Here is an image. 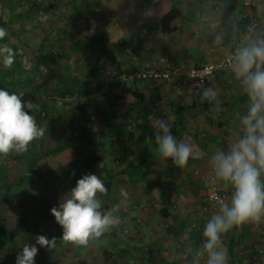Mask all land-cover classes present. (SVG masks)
Masks as SVG:
<instances>
[{
    "label": "crops",
    "instance_id": "crops-1",
    "mask_svg": "<svg viewBox=\"0 0 264 264\" xmlns=\"http://www.w3.org/2000/svg\"><path fill=\"white\" fill-rule=\"evenodd\" d=\"M98 5L96 9L101 12L99 17L101 23L96 32L102 33L103 37L107 36V43L110 42L112 47L106 46V41L103 42V39H98L97 33H95L90 39H86L87 44H99L104 47L101 51L87 48L86 54H91L92 59L102 63V69L105 66L111 67L112 64L107 65L111 60L124 72L129 70V64L134 60L128 54V56L126 55L127 49H131L136 58H139L136 61L139 66L142 65L141 68L150 66L161 57L166 58L172 64L185 68L196 67L206 62H217L227 56L231 41L242 36L244 31L242 15L245 12H249L259 20L260 27L255 40L264 39V0H252L250 5L247 6L243 4L242 0H102ZM103 6L109 9L108 18L106 12H104L105 14L102 12ZM173 6L179 7L183 14V20L175 32L169 36L163 35L158 27V22L162 15ZM88 11L90 12L89 7L76 5L70 13V19L75 24H78L81 18L87 21ZM106 19L110 22L105 21ZM76 42L78 43V40ZM104 48L112 50V53L110 54L108 50L105 51ZM137 62L132 63L137 64ZM88 67L87 71L90 79L97 81L99 79L97 73L93 72L90 66ZM99 87L96 90L94 89L95 92L100 93L104 88ZM208 87H212L220 93L218 97L219 111L215 118L212 115L205 114L200 105H193L195 96L190 87L177 90L173 85L165 82L142 83L132 81L130 86L122 84L121 87L117 88L120 98L123 100L122 102L117 101L113 96L111 101L102 103L87 100L82 101V104H74L75 106L70 104L69 114L71 118L65 125L62 122L57 125L46 122L43 118L45 114L43 110L48 106L36 103L38 107L32 110L30 114L34 116L37 124L45 129L44 135L32 142L26 152L19 154L13 152L14 160L12 163L21 167V173L17 176L18 171L15 167L8 170L13 177L7 183L15 182L26 172L31 157L32 145L40 152L49 148H57L71 141V137L75 134V136L87 135L103 142L106 151L101 150L99 147L86 146L79 141L71 142L60 153L37 161L35 167L41 173V177H32L21 187L11 186L6 194H2L6 203L8 201L12 203L13 201L15 203L21 201L23 203V199L27 201L38 194L39 197L47 199V204L58 207L60 198L74 187L80 178L79 152L97 153L104 159L103 163L98 164L100 169L104 164L115 172L116 170H112L109 166L111 162L109 159L114 158L115 150L112 149V152L110 150L111 145H108L105 141L112 136H132L129 143L127 138L125 141V150L128 148L127 151L133 153V156L131 154L129 158H141L145 148H147L145 167L152 178L162 185L167 184L174 188L169 201L164 205L159 197V187L154 190H157L158 193L156 198H150L149 196L143 199L142 197H134L126 201L130 205L145 204L146 202L148 205L159 203L156 214V216L159 215V218L149 214L143 220L141 217L139 220L137 219L142 228L148 226L147 233L150 234V239L148 238L150 248L152 252L155 251L158 254V258H152L149 252H143L142 248L132 249H134L138 258L137 264L168 263L166 258L170 254L183 251L177 246L174 247L173 243H175L177 234H181L182 229L191 221L188 219V215L181 214V216H177L173 212L175 201L177 203L180 201L182 203L192 202L191 198L183 199L178 196V189L186 186L192 187L194 180L197 181L204 177L208 171V155L226 146L236 124L237 113H243L247 106V97L241 93L240 84L234 78L231 69L215 73L205 86V88ZM133 92L141 94L144 101L137 103ZM116 103L117 111H114V104ZM81 110L82 115L80 114ZM89 112L95 115L94 122H89L87 117ZM157 118L168 120L172 124V134L177 141L192 145L194 152L188 163L194 166L195 173H198L197 176L193 175L192 178L186 176V173H189L187 167H176L170 162L171 160H163L157 154L154 140L150 141L148 139L153 135L152 122ZM61 119L66 120L65 117ZM93 136L99 137L95 138ZM113 146L112 148H115ZM132 149L134 152H131ZM195 154H198L200 159H195ZM129 158H126L124 163ZM124 163L121 167L124 166ZM157 174L165 177V180L163 178L158 180L155 177ZM123 177L126 181L125 185L129 189L136 186L131 185L127 178ZM112 189L113 184L111 191ZM18 195L20 197L14 200L13 198ZM163 206L168 213L166 216L161 214ZM203 218H200L197 224H205L208 219ZM160 224H164V228L159 226ZM142 228L140 227L138 230L141 236L144 233ZM15 234L18 235L19 233L15 232ZM195 239L199 241L200 237H195ZM235 241L237 243L232 249V257L229 258L228 256V264H264V222L259 225L245 224L236 228ZM257 241L260 242L259 245L261 246L260 252L262 254L260 257L256 253L259 250V246L255 245ZM193 243L195 244H192L191 250L198 247L197 241L193 240ZM223 243L228 253L229 243L227 238L223 237ZM132 249L125 252H132ZM55 263L51 262V264ZM185 263L188 264L187 260L179 258L172 264Z\"/></svg>",
    "mask_w": 264,
    "mask_h": 264
},
{
    "label": "rangeland",
    "instance_id": "rangeland-1",
    "mask_svg": "<svg viewBox=\"0 0 264 264\" xmlns=\"http://www.w3.org/2000/svg\"><path fill=\"white\" fill-rule=\"evenodd\" d=\"M100 2L102 0H2L0 7L6 27L0 28L6 31V36L0 39V48L6 47L11 50L12 62L10 64L5 63L3 57L0 56V88L15 92L20 96L25 92L33 95L37 103L48 106L43 110L45 113L43 118L46 122L54 125L61 122L65 125L69 122L71 118L69 114L70 104L75 106L74 104H82V101L87 100L102 103L111 101L113 96L117 101L122 102L117 88L121 87L122 84L130 86L132 81L114 79L111 75L114 72L122 73L124 70L118 68L116 63L111 60L106 64H112V66H105L102 69V63L92 59L91 54H86L87 48L101 51L104 47L99 44H87L86 39H90L95 33H97L98 39H103V42L106 41V46L112 47L110 42L107 43V36L103 37L102 33L96 32L101 23L99 20L101 12L96 9ZM76 5L89 7L90 12L88 11L87 21L81 18L78 24H75L70 19V13ZM102 12H106L108 18L110 12L106 6H103ZM257 35L258 33L253 40L256 39ZM104 49L105 51L108 50L107 48ZM127 50L133 52L131 49ZM108 52L111 54L112 50H108ZM132 62L129 64L131 69L137 70L142 67V65H138V62L137 64ZM87 65L93 72L97 73L99 78L97 81L90 79ZM99 86L104 88H101L100 93L95 92L96 88H100ZM88 93L91 96H88ZM114 107L113 110L117 111V103L114 104ZM63 117L66 120L61 119ZM87 117L89 122H94V114L89 112ZM126 138L127 136H112L105 141L111 145L110 150L112 152V149L115 150L114 158L109 159L111 161L109 166L112 170L121 168L124 160L129 158L131 154L133 156V153L125 150ZM112 145L115 148H112ZM126 149L128 150V148ZM131 152H134L133 149ZM13 154L11 152L6 157L0 156V221H4L8 231L19 233L9 239L10 247L5 254L6 264H15L17 253L21 251L22 246L36 244L38 235H44L48 239L55 237L56 242L52 249L36 244L38 254L35 257V264H51V262H56L55 264H137L138 258L134 252L136 248H142L143 252H149L152 258H158V254L155 251L152 252L150 248L148 226L142 228L138 220L140 217L143 220L149 214L156 216L159 203L151 205H148L147 202L135 205L126 203L134 197H142L143 199L149 196L156 198L158 196L157 190L149 194L143 190L144 185L141 183L129 189L125 185V178L117 176L113 180L111 193L108 196H102L101 200L102 210L110 209L114 204L120 206L117 213L119 216L118 226L88 246H76L65 243L61 239L62 227L51 214L50 210L53 206L46 203L47 199L36 194L33 199L27 201L23 199V203L21 201L19 203H15V201L6 203L5 197L2 195L4 194L3 182H8L13 177L8 170L15 167L18 171L17 176L21 173V167L12 163ZM194 158L200 159V156L195 154ZM188 164L189 173H186V176H197L198 173H195L194 166L191 163ZM100 171V165H98L91 174L97 175L100 174ZM155 177L158 180L162 178L165 180V177L160 174ZM121 188L127 190V199L121 196ZM206 190L203 177L200 180H194L192 187L186 186L178 189V196L183 199L191 198L192 202L182 203L180 201L177 203L175 201L173 212L177 216L186 214L191 221L182 229L181 234H177L175 243H173L174 247L177 246L183 251L170 254L168 258L163 255L168 262L163 264H172L179 258L187 260V263L190 264L192 257L189 253L192 244H195L193 240L197 241V246L202 243V230L205 225L204 223L199 225L197 221L203 217L209 219L215 211L203 208ZM20 191L22 192L23 189ZM28 191L30 192V190ZM18 197L20 195L13 199L16 200ZM156 218H159V215ZM159 226L164 228V224ZM140 227L144 232L143 236L138 232ZM198 236L200 237L199 241L195 239ZM259 244L260 242H255V245L259 246L256 253L260 257L262 253ZM258 246L256 247L258 248ZM131 249L132 252H125ZM123 250L125 253L122 252Z\"/></svg>",
    "mask_w": 264,
    "mask_h": 264
},
{
    "label": "clouds",
    "instance_id": "clouds-1",
    "mask_svg": "<svg viewBox=\"0 0 264 264\" xmlns=\"http://www.w3.org/2000/svg\"><path fill=\"white\" fill-rule=\"evenodd\" d=\"M5 36L6 31L0 28V39ZM0 56L5 63L12 62L11 50L6 47L0 48ZM230 64L247 106L243 113H237L226 146L208 155L203 183L215 193L211 197L215 211L203 227L202 243L191 250L190 264H228L223 237L234 228L264 222V39L248 40L235 50ZM198 95L200 103L209 105L208 115L215 118L220 93L208 87ZM37 107L31 100L24 101L19 94L0 88V156L24 153L44 135L45 129L30 114ZM152 128L148 139L154 140L160 158L170 159L176 167H187L194 152L192 145L177 141L168 120L157 118ZM106 193L100 176L84 174L60 198L59 206L51 208L65 243L88 246L118 226L120 206L102 210L101 197ZM120 193L127 199L126 189L121 188ZM55 242V237H36V244L47 249ZM36 244L23 245L15 264H35Z\"/></svg>",
    "mask_w": 264,
    "mask_h": 264
},
{
    "label": "trees",
    "instance_id": "trees-1",
    "mask_svg": "<svg viewBox=\"0 0 264 264\" xmlns=\"http://www.w3.org/2000/svg\"><path fill=\"white\" fill-rule=\"evenodd\" d=\"M1 1L2 0H0V5H1ZM1 10L2 9L0 7V27H6V23L3 20ZM182 20H183V14L181 13L179 7L173 6L162 15V17L158 22V27L163 35L169 36L177 30ZM133 96L137 99V103H142L144 101L143 96L141 94L133 92ZM21 97L24 101L31 100L35 105L37 103L35 97L30 93L25 92L21 95ZM193 105L194 106L200 105L202 111L205 114H208L209 105L207 103H200L199 97L194 98ZM80 114L82 115V110L80 111ZM131 139L132 136H127L128 143L131 141ZM73 141L82 142L86 146L99 147L101 150L106 151L105 144L103 142H100L99 140H96L94 138H90L87 135L75 136V134L74 136L71 137V141L57 148H52V149L49 148L45 151L40 152L37 151L35 147L32 145L31 157L29 159V164L27 166L26 172L23 174V176H21V178H19L13 183L3 182V193L6 194V192L10 189L11 186L21 187L28 179H31L32 177H37V176L41 177V173L35 167L37 161L45 157L54 156L60 153L66 147H68V145H70V143ZM146 150L147 148H145L141 158L134 159L133 157H130L124 163V166L117 169L115 172L111 171L106 165L102 164L101 171L98 176L101 177L107 188V193L104 196H108L110 194L113 180L117 176H125L127 178V181L131 185H137L140 183L143 184L144 190L147 193H150L154 191L157 187H159L160 188L159 197L161 199L162 204L164 205L169 201L170 195L172 194L174 188L171 185H167V184L162 185L157 180H154L152 178L150 172L145 167ZM78 158L80 163V170H79L80 178L82 177V175L92 172L97 167L98 164L104 162L103 157L99 156L95 152H91L90 154L79 152ZM161 212H162L161 214L165 216L168 214L164 206L161 209ZM235 232H236V228H234L224 236L225 238H227L229 243V251H228L229 258L232 257V249L234 245L237 243L235 241ZM15 235H16L15 232L8 231L4 221H0V264L7 263L5 254L6 251H8V248L10 247L9 239Z\"/></svg>",
    "mask_w": 264,
    "mask_h": 264
},
{
    "label": "built area",
    "instance_id": "built-area-1",
    "mask_svg": "<svg viewBox=\"0 0 264 264\" xmlns=\"http://www.w3.org/2000/svg\"><path fill=\"white\" fill-rule=\"evenodd\" d=\"M245 6L250 5L252 0H242ZM244 20V31L239 39L232 40L227 56L223 59L210 63H201L196 67L184 68L177 64L168 62L165 58H159L150 66L140 69H129L122 73L114 72L111 76L114 79H122L125 81H136L142 83L148 82H165L173 85L177 90H184L190 87L195 97H199L198 93L202 92L208 80L217 72H222L231 69L230 61L236 49L245 44L248 40H253L260 24L259 20L245 12L242 15ZM129 57L136 61L134 53L127 50ZM209 188L203 198V208L205 210H215L211 202V197L214 195ZM225 194V193H224Z\"/></svg>",
    "mask_w": 264,
    "mask_h": 264
}]
</instances>
